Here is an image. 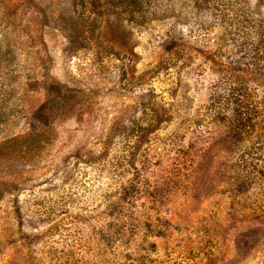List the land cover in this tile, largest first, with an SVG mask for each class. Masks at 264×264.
Masks as SVG:
<instances>
[{
  "label": "rangeland",
  "instance_id": "1",
  "mask_svg": "<svg viewBox=\"0 0 264 264\" xmlns=\"http://www.w3.org/2000/svg\"><path fill=\"white\" fill-rule=\"evenodd\" d=\"M244 19L264 0H0V264H264V122L211 105Z\"/></svg>",
  "mask_w": 264,
  "mask_h": 264
},
{
  "label": "trees",
  "instance_id": "2",
  "mask_svg": "<svg viewBox=\"0 0 264 264\" xmlns=\"http://www.w3.org/2000/svg\"><path fill=\"white\" fill-rule=\"evenodd\" d=\"M243 27L247 28L248 41L235 47L242 58L229 62L232 67L215 87L211 105L217 116L228 117L231 129L249 133L264 122V111L260 110H264V101L261 104L254 93L259 85L264 86V20L244 19Z\"/></svg>",
  "mask_w": 264,
  "mask_h": 264
}]
</instances>
